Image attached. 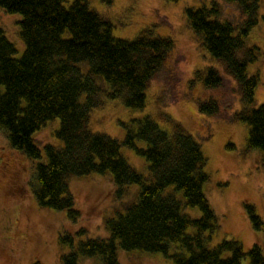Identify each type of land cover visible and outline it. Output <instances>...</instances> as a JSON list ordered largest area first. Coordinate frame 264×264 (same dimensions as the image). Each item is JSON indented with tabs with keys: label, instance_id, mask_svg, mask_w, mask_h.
<instances>
[{
	"label": "trees",
	"instance_id": "obj_1",
	"mask_svg": "<svg viewBox=\"0 0 264 264\" xmlns=\"http://www.w3.org/2000/svg\"><path fill=\"white\" fill-rule=\"evenodd\" d=\"M103 1L111 4L113 0ZM225 1L238 4L245 15L239 30L220 17L215 1L210 6L187 7L185 13L205 48L239 85L242 108L233 119L248 125L247 148L264 152V103L257 106L255 100L259 77L248 72V64L257 59V48L247 47L244 39L258 22L259 3ZM0 6L22 15L20 35L26 46L16 57L14 42L0 27V129L7 132L12 147L30 159H42L34 134L49 120L60 119L55 134L63 144L44 145L46 159L35 169L33 191L38 204L66 210L76 220L80 212L70 189L71 177L111 173L118 196L126 185L140 186L138 200L107 220L110 237L81 241L63 256L64 264H78L80 255H99L103 264H120L118 245L162 252L174 264H242L246 256L250 264H264L258 244L245 250L240 241L224 239L210 246L220 226L204 192L208 159L201 144L179 122L169 133L150 114L132 118L123 122V141L89 127L90 111L104 103V93L121 98L127 107H145L146 90L175 47L170 36L148 27L134 39L117 37L113 23L91 8L88 0H0ZM82 63L88 65L86 71ZM100 77L110 89L102 90ZM202 77L207 88L224 83L216 67L197 70L195 78ZM198 107L208 114L220 110L214 98L198 100ZM139 140L146 147L138 146ZM123 144L146 158L152 181L147 182L124 157ZM171 185L183 192L185 206L200 209V217L183 212L182 201L166 192ZM246 209L254 227L264 228L255 206L246 203ZM62 240L73 246L70 234ZM172 242H179L182 250L171 254Z\"/></svg>",
	"mask_w": 264,
	"mask_h": 264
},
{
	"label": "rangeland",
	"instance_id": "obj_2",
	"mask_svg": "<svg viewBox=\"0 0 264 264\" xmlns=\"http://www.w3.org/2000/svg\"><path fill=\"white\" fill-rule=\"evenodd\" d=\"M217 2L220 17L239 30L245 15L238 4L225 0H88L113 23V34L124 39H134L143 29L152 27L156 34L170 36L175 47L161 70L153 77L146 90V105L134 109L124 105L121 98H109L104 93V103L90 111L89 127L95 132L106 133L120 141L126 135L123 122L150 114L161 128L169 133L179 122L202 146L208 159L205 171L209 179L204 192L218 216L219 229L212 235L210 246L224 239L240 241L245 250L258 244L264 254V228L257 229L251 222L246 203L255 206L264 222V152L247 148L248 125L233 119L242 108L241 91L224 65L205 48L187 19V7L210 6ZM258 22L245 36L247 47L257 48V59L248 64V72L259 77L256 87V105L264 103V0H258ZM22 15L10 13L0 6V27L16 46L20 57L26 46L21 38ZM84 71L88 65L81 64ZM216 67L224 78L220 87L207 88L203 77L196 79V71ZM101 78V77H100ZM195 79L193 85L192 80ZM102 90L110 85L98 79ZM84 98V96H83ZM214 98L219 103L216 114L199 110L198 100ZM60 119L49 120L35 134L43 151L42 159H30L12 147L8 134L0 129V264H64L63 256L76 250L88 238H109L107 220L117 211L138 200L140 186L129 184L121 196L111 173H90L73 176L69 184L79 210L76 220L70 219L66 210H56L38 204L33 185L37 163L45 161L43 146H62L56 130ZM233 144L229 146V144ZM140 147L146 142L137 141ZM121 152L128 162L152 181L149 162L134 148L122 145ZM175 193L183 203V212L200 217L197 207L185 206V196L174 185L166 189ZM193 228L188 230L189 233ZM82 232V233H79ZM70 234L73 246L63 241ZM182 250L179 242H172L170 253ZM120 264H174L171 256L162 252L143 249H123L117 246ZM78 264H103L101 257L79 256ZM242 264H250L249 256Z\"/></svg>",
	"mask_w": 264,
	"mask_h": 264
}]
</instances>
